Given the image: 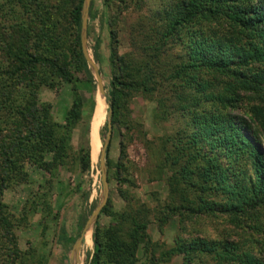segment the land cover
<instances>
[{"label":"rangeland","instance_id":"rangeland-1","mask_svg":"<svg viewBox=\"0 0 264 264\" xmlns=\"http://www.w3.org/2000/svg\"><path fill=\"white\" fill-rule=\"evenodd\" d=\"M78 3L79 0H0V43L12 27L19 35L29 29L31 34L23 45L59 66L63 62L73 77L71 83L65 82L46 63L33 71L37 107L43 115L50 113L56 151L62 146L65 150L63 158L56 161L55 151L32 143L11 168L2 194L10 227L0 230V264H91L96 254L97 224L105 242L107 231L118 223L119 215L140 210L146 211L148 238L153 244L141 245L137 264H184L183 256H170L169 252L181 241L189 243L193 238H230L242 252L264 262V208L243 215L238 221L228 214L187 212L176 216L169 212L174 204L170 179L177 170L172 161L178 146L190 141L195 129L191 105H196L198 94L171 70L176 64L189 61L186 36H171L161 46L158 71L163 78L156 90L150 94L121 91L116 123H110V83L115 75L143 61V40L165 0H86L87 22L85 26L82 22L81 42L96 87L69 51L77 47L71 12ZM111 31L117 34L116 41ZM92 63L103 80L109 108L98 127L99 158L91 157L89 169L83 171L80 151L90 148L92 155L91 126L97 97L101 96H97L99 84ZM8 64L0 46V144L7 142L15 130L14 121L17 122L28 97V90L13 77L10 79ZM210 79L209 91L227 93L225 80ZM77 95L83 102L82 118L71 125L69 118ZM255 103L264 105L246 94L234 114L261 135L264 147L263 132L245 109ZM11 111L15 116H10ZM107 143L110 166L106 156L103 166ZM107 196L105 207L110 201V213H102L105 207L97 213ZM102 263L115 264L107 257H102Z\"/></svg>","mask_w":264,"mask_h":264},{"label":"trees","instance_id":"trees-1","mask_svg":"<svg viewBox=\"0 0 264 264\" xmlns=\"http://www.w3.org/2000/svg\"><path fill=\"white\" fill-rule=\"evenodd\" d=\"M84 4L85 0H79L71 12L77 47L69 48V51L78 59V68L96 87L82 50ZM22 32L16 34L12 27L5 41L0 43L11 69L10 79L13 77L28 90L27 101L18 113L17 122L14 121L15 130L7 142L0 144V230L10 227L6 223L7 207L2 204V194L7 176L17 165L20 155L32 143H40L43 149L55 151L56 161L63 158L65 150L62 146L56 151L50 113L47 111L43 115L37 107L36 74L33 71L46 63L65 82L73 80L66 64L62 62L59 66L23 45L31 32L29 29ZM111 33L116 41L117 34L115 31ZM174 35L188 39L185 46L189 61L176 64L171 70L178 79L186 80L198 95L196 105H191L195 125L192 139L181 142L172 161L177 170L170 179L174 204L169 212L176 216L187 212L211 216L228 214L233 221H238L243 215L264 208L261 135L245 119L234 114L240 110L246 94L255 96L264 104V0H165L161 10L156 12L150 33L143 40L146 52L143 61L137 67L115 75L110 83V123H116L121 91L150 94L156 90L155 86L163 78V73L158 71L161 46ZM210 78L225 80L227 93L209 91ZM82 108V99L77 95L70 113L71 125L81 120ZM245 109L264 136V105L255 103ZM13 113L11 111L10 116H15ZM124 153L123 149L122 155ZM108 155L109 147L106 159L110 166ZM91 157L90 148L80 151L83 171L89 169ZM110 207L109 201L102 213L109 214ZM148 226L145 210L121 214L118 223L107 231L104 242L97 224L94 230L96 254L91 264H103L102 257L115 264H137L141 245L153 244L148 238ZM169 255L183 256L184 264H264L257 256L242 252L240 245L230 238L181 241Z\"/></svg>","mask_w":264,"mask_h":264},{"label":"bare ground","instance_id":"bare-ground-1","mask_svg":"<svg viewBox=\"0 0 264 264\" xmlns=\"http://www.w3.org/2000/svg\"><path fill=\"white\" fill-rule=\"evenodd\" d=\"M98 95H101V93L99 92L97 96ZM105 117H106V100H104V97L101 95L97 97V105L95 108V113L92 123L93 127L91 126V134H92L91 146H92V157L94 160H97L99 158V152L101 150V142L99 139L98 127L100 122H102Z\"/></svg>","mask_w":264,"mask_h":264},{"label":"water","instance_id":"water-1","mask_svg":"<svg viewBox=\"0 0 264 264\" xmlns=\"http://www.w3.org/2000/svg\"><path fill=\"white\" fill-rule=\"evenodd\" d=\"M87 13H88V7H87V5H86V0H85L84 9H83V26H85V24H86V22H87V21H86V17H84V14L86 15ZM85 44H86V43H85V38H84V36H83V48H84V51H85ZM85 55H86V53H85ZM92 65H93V68H94V70H95V73H96V76H97V80H98V84H99V87H98V93L100 92L101 95H102V96L105 98V100H106V94H105V88H104L103 80H102V78H101V76H100V73H99V71H98L96 65L93 64V63H92ZM108 108H109V105H108V103H107V101H106V113H107V109H108ZM110 135H111V133H110ZM107 148H108V143L105 145V148H104V150H103V156H102V165H103V166H105V156H106V150H107ZM105 183H106V181H105ZM107 202H108V196L106 197V199H105L103 205H102L101 207H99L97 213H99V212L105 207V205L107 204ZM93 219H94V218H93ZM88 230H89V227H87V229H86V231H85V234H84L83 237L80 239V241H79V243H78V245H77V250H78V251H80V249H81V247H82L83 241H84V239L86 238V235H87Z\"/></svg>","mask_w":264,"mask_h":264}]
</instances>
